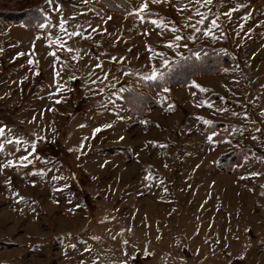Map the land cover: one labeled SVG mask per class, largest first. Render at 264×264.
Instances as JSON below:
<instances>
[{"label":"rangeland","instance_id":"1","mask_svg":"<svg viewBox=\"0 0 264 264\" xmlns=\"http://www.w3.org/2000/svg\"><path fill=\"white\" fill-rule=\"evenodd\" d=\"M122 1L133 13L145 2ZM147 3L155 15L142 23L98 0H0V11L35 7L50 20L30 29L0 19V264H264V2L213 0L199 9L203 24L189 0ZM217 16L216 39L203 35ZM161 17L178 33L149 22ZM196 46L233 58L158 90L159 107L135 121L120 89L165 66L149 49L170 62ZM198 117L215 124L209 135ZM36 135L45 139L28 167H2L28 163L20 157ZM9 139L26 143L17 151ZM228 151L239 162L218 173Z\"/></svg>","mask_w":264,"mask_h":264},{"label":"trees","instance_id":"2","mask_svg":"<svg viewBox=\"0 0 264 264\" xmlns=\"http://www.w3.org/2000/svg\"><path fill=\"white\" fill-rule=\"evenodd\" d=\"M107 10L119 14H127L132 10L126 2L122 0H98ZM247 2H260L264 0H244ZM260 12H264V5L260 7ZM0 19L7 23H22L26 27L33 29L35 26L50 27L49 17L38 8L30 7L20 11L6 12L0 11ZM232 55L222 52L220 49L206 46H196L183 54L176 60L167 63L158 71L162 78L156 81H144L136 78L134 83L127 82L120 89V96L129 114L136 120H142L149 108H158V101L153 97L158 90L165 87L187 86L194 78L216 75L222 71L225 64L232 60ZM212 125H215L212 123ZM211 127L204 128L203 132L209 135ZM115 148L100 149L99 152L115 153ZM235 151H228L222 154L216 162L218 173L230 174L234 165L239 162ZM227 166V167H226Z\"/></svg>","mask_w":264,"mask_h":264},{"label":"snow or ice","instance_id":"3","mask_svg":"<svg viewBox=\"0 0 264 264\" xmlns=\"http://www.w3.org/2000/svg\"><path fill=\"white\" fill-rule=\"evenodd\" d=\"M85 2H87V0H85ZM151 2L153 4H159V3H168L169 0H151ZM48 3H52V0H48ZM213 4V0H189V3L184 5V8H188L190 5H198L199 7H197L196 11H195V15L196 16H199L200 19L197 21L198 24H203L204 21L206 19H208V15L207 13L205 12H201L199 9L200 8H204V7H207V6H210ZM240 7H244V5H240ZM147 9H148V3H147V0H145V2L143 4H141L140 8L138 11H136L135 13L129 11V15H135L138 17V19L143 23L147 18L148 16H151V15H155V14H152L150 12H147ZM184 9L181 8V9H178V11H183ZM208 11L210 12L211 11V8H208ZM235 11H239V7H234L232 9L231 12H226L224 13V15L228 16L229 18L231 17L232 15V12H235ZM248 17H245V19H247ZM109 20L111 19V17L108 18ZM218 20H219V17L217 16L215 19H212L211 20V27L208 28L207 31H205L203 33V35L205 36H211L212 39H216L215 35H214V29H217L220 27V25L218 24ZM151 24L155 25L157 28H167L169 31H171L172 33H178L179 29L176 28V27H171V28H168V24L171 23L170 21H167L165 18L161 17V18H158V19H151L149 21ZM64 21L62 20L61 21V24H60V28H61V31L62 32H67V29L64 27ZM193 30L195 32H199L200 29L198 27H196L195 25L193 26ZM92 31H97V29L93 28ZM67 35L71 38V37H74V36H80L81 33L79 32H75V33H67ZM84 39H90L91 37L90 36H87V37H82ZM193 37L191 35H189L188 39H192ZM182 39V37L178 34H176L174 36V42H169L166 44V47L169 48V49H174L176 47L179 46L178 42ZM67 44V41H63L62 43L58 44V47L60 48H64L65 51L67 52H72L73 49L72 48H69V47H65ZM150 52H152V55L154 58H159L161 60L162 63L165 64V66H167V61L166 59L164 58L163 54L162 53H159V52H155L154 50L152 49H149ZM53 56H55V53H52ZM78 58H79V53L77 52L75 56L72 57L73 60H77L78 61ZM30 63H32V61H29ZM59 62V61H58ZM66 63V62H65ZM97 68H100L102 67L101 65L97 64L96 65ZM57 75L59 76V73H57ZM76 77L73 76L72 79H75ZM162 78V74H158V72L153 69L150 74H146V75H143L140 77V79L144 80V81H156L158 79H161ZM105 79H107V77H105ZM59 85H58V89H59ZM190 88H196L198 89L200 92H206L207 89H204V88H201L198 84L196 83H193L191 85H189ZM164 91L167 92L169 91V89L167 87L164 88ZM193 96L196 95L195 92L192 93ZM57 104H59L61 101L59 99H57L55 101ZM198 107H208V108H212L213 105L211 103H207V102H204V101H201L200 104L196 105ZM169 109H173L174 106L173 105H169L168 106ZM233 115H235V113H233ZM262 115H264V113H262ZM247 118V117H246ZM197 119H201L200 117H198ZM143 123L147 124V121H144ZM201 123H203L204 125L208 126V127H211L212 126V121L210 120H203L201 119ZM106 127H111V125H106ZM101 131V129L97 128L94 130V132H99ZM257 131H259V129H257ZM5 134V128L3 127H0V137H3ZM45 138L43 136H39V135H36V138H35V141H33L31 144H30V148H31V151L28 150V147H25L23 150L27 153L26 155L20 157V161L21 162H28V163H16L14 162L13 160H7V162L5 164L2 165L3 168H17V167H28V164L31 163V160L29 159L30 157H33L34 156V153L36 151V147H37V144H36V141H43ZM123 139V137L121 138ZM253 139H256V137H253ZM208 140L211 142L212 141V136H209L208 137ZM7 143L8 144H12V145H15L16 146V150L17 151H20V146L21 145H24L26 142L25 141H22L21 139H16V140H7ZM153 146H156V145H153ZM160 147H165V145H159ZM5 150V145L4 144H0V152H3ZM35 159H40L38 156L35 157ZM45 173L43 172H35V173H31V175H40V176H43ZM254 175H258V174H254ZM57 179H62V177H59ZM10 183V181H9ZM34 186V185H33ZM56 191H62V189L60 188H56L55 189ZM18 195V194H17ZM19 202V201H18ZM127 243V242H125Z\"/></svg>","mask_w":264,"mask_h":264},{"label":"crops","instance_id":"4","mask_svg":"<svg viewBox=\"0 0 264 264\" xmlns=\"http://www.w3.org/2000/svg\"><path fill=\"white\" fill-rule=\"evenodd\" d=\"M145 236V235H144ZM146 237V236H145Z\"/></svg>","mask_w":264,"mask_h":264}]
</instances>
